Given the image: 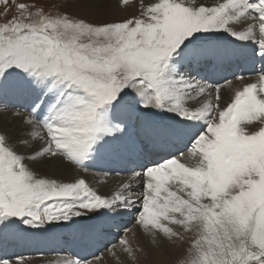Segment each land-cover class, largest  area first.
<instances>
[{
	"label": "bare ground",
	"instance_id": "6f19581e",
	"mask_svg": "<svg viewBox=\"0 0 264 264\" xmlns=\"http://www.w3.org/2000/svg\"><path fill=\"white\" fill-rule=\"evenodd\" d=\"M142 1L70 0V5L72 13L77 18L107 24L113 20L118 22L126 16L131 19L136 15L138 5ZM157 1V7L161 5L163 11L171 13V17L190 19L197 27L201 26L203 30L200 31V35L204 37L201 41H211L204 52L200 51V42L193 43L189 39L182 47L181 56L169 57L171 64L168 66V72L160 73L162 76L158 75L154 81V95L147 94L146 90L141 91L139 86L132 87L133 92L131 91L129 99L120 100L118 107L111 108L106 103L96 102L89 95L81 94L52 80H41L42 78L37 80L31 77L23 82V85L29 88H25L24 91L10 89L3 96L4 89L21 80L16 76L7 77L0 84V140L6 147L18 153L25 163L27 176L32 181L34 191L32 197L28 196V201L37 207L38 202H41L38 199L41 193L43 198L75 195V198L80 200L83 196L101 197L105 199L109 208L98 224H102L105 218L111 219L109 224H126L130 214L141 205H146L148 210L144 216H137L139 224L130 225L132 227L128 231L121 230L119 236L115 237L112 232H107L108 237L93 233L91 237L99 244V249L108 241H113V244L101 253L97 251L92 254V249H89L83 253L87 255L86 257L76 260L68 254L67 249L65 251V246L69 245L68 240L62 251L56 254L32 250L25 253L30 257L16 260L17 257L24 256L16 255L5 264H101L102 261H104L102 264H113L109 261L112 248L118 249L120 254L124 255L123 258L116 259L115 264H181L192 256L196 258L200 255L202 247L208 246L211 240H220L226 230L225 221H233L236 211L248 213L250 209V215L247 214L249 218L251 217L250 228L253 225V231H264V111L261 117H257L255 123H250L252 115L245 109L244 114L238 119V124L232 123L227 126L231 142L225 146L226 158L222 161L227 162L229 168L235 170L236 174L226 185L218 184V180L205 164L198 162L197 156L185 154L179 158L184 164L179 165L185 173L186 187L171 181L162 182L155 188H147L149 191L147 192L143 190L145 178L140 170H126L127 173L120 172L122 175L120 173L111 175L108 172L111 170L110 167L99 171H95L91 165L82 167L90 160L88 155H93V152L75 153L73 156L78 160L76 164L69 158L60 163L58 160L62 156L55 153L51 147L53 136L61 130L76 144L78 151L84 150L88 146L87 137L93 134L94 125L97 123L102 130H109L110 133L115 132L122 136L120 143L111 138L100 142V145L106 144V150L116 151L125 135L137 134L134 130L145 128L147 122L151 123L152 128L171 130L175 126L187 123V120L191 119L188 117L191 112L199 118L204 114L198 125L183 128V138L189 143L187 145L189 147L193 141L189 139L190 132L194 131V134L199 135L201 124H204L208 117L213 115L216 120L229 107L233 110L235 98L246 85L263 84L264 93V61H260L254 69L247 65L255 66L257 63L256 54L251 52L250 46L252 44L256 47L262 46L258 40L264 38V7L259 13V18L253 14L254 17L245 20L246 15H249L245 0ZM252 2L264 4V0ZM238 3L241 4V8L243 6L241 10L243 19L234 16V11L240 8ZM243 20L247 25L242 24ZM259 28L261 32H258ZM214 35L220 37L215 38ZM184 42L181 40L177 44L182 46ZM161 50L165 52L167 49L159 48L158 51ZM215 58H221L222 64L214 63ZM210 61L212 63L209 65ZM198 63L199 67L195 68ZM207 66L209 74L211 72L217 74L213 78L210 74L208 79L214 85L204 79ZM249 71L252 73L247 76ZM236 74L243 79L226 80V76L232 78ZM202 81L205 82L200 84V87L195 86L197 82ZM11 91L18 93L17 105L20 100L18 107L11 108L10 104L5 103V95ZM138 99L141 100L140 106L136 104ZM258 99L264 105V99L262 97ZM10 109L16 110L13 113L9 112ZM43 109H48L44 119L46 128L43 127V121L41 125L37 120V114ZM75 117L89 119L77 124L64 125ZM120 123L123 124L119 125ZM113 124L119 126L114 127ZM130 126L131 129L128 128ZM43 129H47L50 139ZM208 139L209 135L204 134L202 142L201 138L198 141L201 142L200 147L207 146ZM149 156L148 161L153 162L155 168L159 164L155 162L158 155ZM97 159L98 157H95L94 161ZM114 162L117 163V160L114 159ZM117 165L120 168L119 163ZM188 165L194 170L191 171ZM171 177L176 178L174 175ZM83 183L88 186L85 190L80 189ZM153 196L160 200H154ZM123 202L125 204L122 206ZM69 205L68 209L58 212L59 216L72 213L90 220L99 215V212L89 211L85 206L81 207L76 203ZM243 213H239L240 216ZM238 218L236 216L234 219ZM5 219L3 216L0 217V222ZM166 219H170L171 223ZM246 221L248 222V218ZM42 223L41 226L51 227L49 238L55 235L53 225L55 228L60 227L59 222ZM69 224L73 223L69 221ZM75 229L80 231L85 228L75 225ZM113 229L115 232L117 228ZM73 231H65L64 239ZM144 236L151 238L148 243L145 242ZM135 240L139 243L134 242ZM114 255L118 257L119 254Z\"/></svg>",
	"mask_w": 264,
	"mask_h": 264
},
{
	"label": "rangeland",
	"instance_id": "374dc122",
	"mask_svg": "<svg viewBox=\"0 0 264 264\" xmlns=\"http://www.w3.org/2000/svg\"><path fill=\"white\" fill-rule=\"evenodd\" d=\"M157 2V0H143L139 4L141 7L138 5L136 15L131 19L126 16L118 22L113 20L107 24H97L77 18L72 13L70 0H0V75L3 74L0 77V84L7 77L16 76L21 80L4 89L2 96L10 89L24 91L23 82L33 77L9 74L36 71L50 74L48 77L57 78L66 85L89 90V93L97 92L93 94L97 99L99 94H103L105 97L111 96L108 101L117 102L120 97L131 93L130 90L133 92V88L138 87L137 84L141 82L136 80L138 74H140L139 77H146L142 75L148 71L142 61L143 57L148 61H154L157 65L166 63L154 60L153 54L144 52L145 50L167 49L175 45L178 48L184 47L189 39L194 43L204 38L200 35V31L203 30L201 26L197 27L190 19L171 17V13L163 11L161 5L157 7ZM238 6L240 8L234 11V16L243 19L244 17L241 16L243 6L241 8L240 3ZM251 16L254 17L253 14L246 15L245 20ZM179 20L181 21L178 22ZM242 24L247 25L244 20ZM204 27L210 26L204 25ZM181 40L185 41L182 46L177 44ZM164 55L168 56L167 51ZM18 68L32 70L24 71ZM33 78L40 80L39 77ZM202 83L203 81L197 85ZM17 100L16 91L5 95V103L10 104L11 108L20 105V100L18 105ZM15 110L10 109L9 112L14 113ZM120 142L119 140L118 143ZM0 143L2 144H0V217L3 215L7 218H22V223L19 222L18 225L23 223L38 225L34 222L41 220L34 218H38L39 214L43 215L40 210H44L47 214L39 225L44 224L43 221L46 223L50 213L47 209L40 207L45 199L38 202V207L28 201V196L33 195L34 191L32 181L27 176L25 163L18 153L6 147L1 140ZM117 153L127 158L126 153L122 154L120 150H117ZM100 157L102 161H105L103 155ZM65 158L67 157H61L58 161L63 163ZM112 167V173L118 172ZM241 212L243 213V211H236L239 221L234 219L236 217L234 215V223L225 221L226 230L220 240H211L208 246L202 247V253L196 257L197 259L192 256L181 264H263L264 231H253V225L250 228L251 209L240 216ZM133 222L136 225L139 224L131 220L123 225L120 231L125 230ZM144 239L148 243L151 238L144 236ZM134 242L139 243L137 240ZM111 244L112 242L103 246L102 251ZM110 252L112 253H109V261L113 264L116 263V259L124 257L116 248H112ZM117 253L119 255L115 257L114 254ZM23 255L16 260L30 257L25 253ZM258 257L260 258L257 262L253 261Z\"/></svg>",
	"mask_w": 264,
	"mask_h": 264
}]
</instances>
